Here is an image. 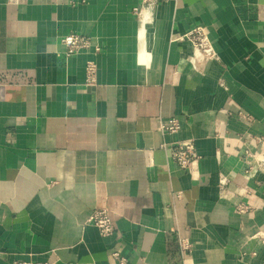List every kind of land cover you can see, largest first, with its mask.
Instances as JSON below:
<instances>
[{"label": "crops", "instance_id": "crops-1", "mask_svg": "<svg viewBox=\"0 0 264 264\" xmlns=\"http://www.w3.org/2000/svg\"><path fill=\"white\" fill-rule=\"evenodd\" d=\"M141 3L0 0V264H264L245 154L264 149V0H160L150 21ZM199 24L218 58L193 67L177 37ZM71 33L99 50L65 57ZM186 139L191 171L168 149ZM100 207L108 236L87 222Z\"/></svg>", "mask_w": 264, "mask_h": 264}, {"label": "built area", "instance_id": "built-area-1", "mask_svg": "<svg viewBox=\"0 0 264 264\" xmlns=\"http://www.w3.org/2000/svg\"><path fill=\"white\" fill-rule=\"evenodd\" d=\"M160 0H142L141 7L135 9L139 16L145 11H149L151 16L154 13ZM264 33V29H263ZM177 39H185L188 41L191 47L190 55H188V61L193 67H197L202 62L211 61L218 58V54L213 47L210 37L208 27L205 25H195L191 27L185 34L177 37ZM62 43L65 45L64 56L69 57L73 54L80 53L82 51L93 50L97 52L99 50L98 45L93 44L89 36L71 33L64 36L61 39ZM96 75V63L93 59H88L85 64V79L84 83L87 85L93 84L95 82ZM243 118L247 117L245 114L241 115ZM159 128L161 131L166 133H176L180 129V121L177 117L171 116L165 120L159 121ZM264 141H261L263 144ZM167 147V146H166ZM264 148V147H263ZM170 155L176 164L187 171H191L195 166L199 155L196 152L195 144L192 139L176 141L168 146ZM246 157L254 156L258 166L264 168V149L260 153H251L249 150L245 151ZM257 156V157H256ZM150 162V159H149ZM237 210L239 212H244L246 207L240 205ZM87 222L93 224L97 227L100 234L103 236H108L114 231L113 221L110 212L105 207H100L92 211L88 216ZM181 248L186 249L187 244L184 241L180 242ZM113 259L116 263L124 264V257L120 256L118 252L112 253ZM13 264H57L56 262H44V261H30V260H15Z\"/></svg>", "mask_w": 264, "mask_h": 264}, {"label": "bare ground", "instance_id": "bare-ground-1", "mask_svg": "<svg viewBox=\"0 0 264 264\" xmlns=\"http://www.w3.org/2000/svg\"><path fill=\"white\" fill-rule=\"evenodd\" d=\"M140 17H141V19L146 18L147 21H150V19H151L152 16H151V14H150L149 11H146V12L144 11V12L141 14Z\"/></svg>", "mask_w": 264, "mask_h": 264}]
</instances>
